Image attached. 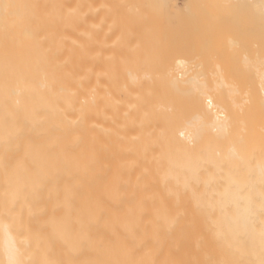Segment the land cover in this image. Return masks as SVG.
<instances>
[{
  "label": "bare ground",
  "instance_id": "1",
  "mask_svg": "<svg viewBox=\"0 0 264 264\" xmlns=\"http://www.w3.org/2000/svg\"><path fill=\"white\" fill-rule=\"evenodd\" d=\"M5 2L0 151L84 165L89 261L264 246V0Z\"/></svg>",
  "mask_w": 264,
  "mask_h": 264
},
{
  "label": "rangeland",
  "instance_id": "2",
  "mask_svg": "<svg viewBox=\"0 0 264 264\" xmlns=\"http://www.w3.org/2000/svg\"><path fill=\"white\" fill-rule=\"evenodd\" d=\"M170 12H174L173 7L170 8ZM211 22L206 21V24L203 25H210L209 27H211ZM233 22L231 23L232 25L235 24L233 30L241 33L238 38L242 37L241 41L243 42L245 40V30L243 32V29L246 22L242 19L236 20V22L233 19ZM237 22L242 23L239 26ZM184 23L182 22V25ZM192 23L188 22L189 25ZM174 25L178 26V22ZM180 26L178 27L180 28ZM186 26L187 24L184 25L185 28ZM236 26L239 28H236ZM191 27L193 26H190L192 30ZM196 27H194V32L192 30V33L187 35L192 36L193 33H196ZM188 28L187 31H190ZM204 31H207L206 28ZM233 35L235 36V34ZM207 45L209 46L208 43ZM213 46L215 45L213 44ZM189 47L190 50L196 51L190 44ZM212 47L209 48L213 50ZM209 54L208 56H210ZM213 55L211 54V56ZM236 55L237 53H235ZM235 56L234 59H236ZM211 58L212 60L215 59ZM234 62L232 60V64ZM232 64L231 66H233ZM234 66L237 67V65ZM21 153H24V151H0V226L5 221V224L7 223L6 225L10 226L11 232L20 244L22 258L26 264H93L89 261L91 260L89 259L91 252L87 250L90 249V247H87V238L91 231L89 230L90 233H87L89 223L87 224L86 172L84 165H76V163L67 159L59 158L47 162L38 160L34 156L18 155ZM32 153L36 152L33 151ZM209 242L210 240H207L205 244L202 242L199 246L201 250H198V253L201 251V255L198 254L199 256L197 255L195 258L192 255L183 258V261H147L123 264H264V254L259 252L264 246L260 243H258L260 246L257 243L245 241L232 244L233 241L229 242L228 240L227 246L224 242L221 246V243L216 246V244H211L213 241ZM229 243L233 246H230ZM239 243H242V247ZM203 244L207 248L206 246L203 247ZM200 248L197 247L195 251ZM208 248L210 249L208 250ZM237 249L239 253L236 251ZM2 261L0 255V264Z\"/></svg>",
  "mask_w": 264,
  "mask_h": 264
},
{
  "label": "snow or ice",
  "instance_id": "3",
  "mask_svg": "<svg viewBox=\"0 0 264 264\" xmlns=\"http://www.w3.org/2000/svg\"><path fill=\"white\" fill-rule=\"evenodd\" d=\"M0 6H3V8L5 9V11L15 7V5H12L10 3L5 2V0H0Z\"/></svg>",
  "mask_w": 264,
  "mask_h": 264
},
{
  "label": "crops",
  "instance_id": "4",
  "mask_svg": "<svg viewBox=\"0 0 264 264\" xmlns=\"http://www.w3.org/2000/svg\"><path fill=\"white\" fill-rule=\"evenodd\" d=\"M20 251H21V250H20ZM19 254H21V253L19 252ZM19 256H20V255H19ZM21 258H22V255H21ZM19 259H20V258H19ZM19 259H18V261H19ZM22 259H23V258H22ZM2 260H3V261H2L1 264H6V263H7V264H8V263H9V264H13L11 261L6 262V260H5V262H4V259H2ZM20 261H21V260H20ZM10 262H11V263H10ZM22 262H23V261L19 262V264H23ZM15 263H16V262H15ZM16 264H18V262H17ZM24 264H26V263H24Z\"/></svg>",
  "mask_w": 264,
  "mask_h": 264
}]
</instances>
